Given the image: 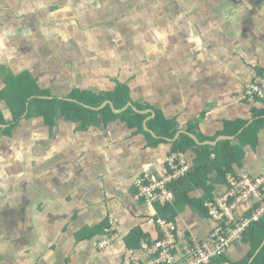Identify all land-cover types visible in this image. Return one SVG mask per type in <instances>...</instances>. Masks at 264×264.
<instances>
[{
	"label": "crops",
	"instance_id": "crops-1",
	"mask_svg": "<svg viewBox=\"0 0 264 264\" xmlns=\"http://www.w3.org/2000/svg\"><path fill=\"white\" fill-rule=\"evenodd\" d=\"M27 74L46 94L27 96L15 126L0 130V264L145 262L141 243L161 236L157 216L197 243L214 226L204 203L225 191L226 175L264 171V100L244 96L264 77V0H0L5 122L16 118L6 90ZM120 86L125 104L103 100L92 108L110 110L85 127L61 105L52 124L42 114L49 103L28 108L35 97ZM157 116L168 128L154 125ZM183 135L193 141L183 151L190 171L199 168L178 184L170 215L137 200L133 183L143 171L163 175ZM235 208L248 210L244 201ZM109 220L117 237L100 247ZM249 250L240 240L210 264L239 262ZM174 251L182 255L180 241Z\"/></svg>",
	"mask_w": 264,
	"mask_h": 264
},
{
	"label": "built area",
	"instance_id": "built-area-1",
	"mask_svg": "<svg viewBox=\"0 0 264 264\" xmlns=\"http://www.w3.org/2000/svg\"><path fill=\"white\" fill-rule=\"evenodd\" d=\"M245 98L253 102L264 100V77H257L244 87ZM190 171V165L183 152H171L166 159V171L157 175L143 171L134 180V196L148 204L170 205L175 201V193L170 185ZM226 189L214 195L204 205L214 226L197 243H190L184 231L176 224L161 216L155 218L161 236L152 243H141L148 255L145 262L134 259L135 264H209L223 255L233 244L240 241L244 232L253 223L264 217V171L257 175L248 173L226 175ZM244 201L248 210L238 216L236 203ZM100 247L109 244L117 237V227L113 220L103 228ZM181 242L182 255L177 256L174 249Z\"/></svg>",
	"mask_w": 264,
	"mask_h": 264
},
{
	"label": "trees",
	"instance_id": "trees-1",
	"mask_svg": "<svg viewBox=\"0 0 264 264\" xmlns=\"http://www.w3.org/2000/svg\"><path fill=\"white\" fill-rule=\"evenodd\" d=\"M13 79H16V77H14ZM18 79L22 80V83H24L23 86H21V85L14 86L11 84V86H9V88L6 90V95L10 94V96H11L10 99L7 97V100H8L7 103L12 108V110L15 114V117H18L20 114H22V112H24V110H25V103L24 102L26 101L27 96H29L33 93L36 95L46 94V91L40 89L39 86L36 84L35 80L31 79V77L28 74L23 75V76L19 77ZM25 84L30 85L31 90L29 89V93L25 91L26 89H28V87ZM114 95H121L122 101L117 103L116 102L117 100L115 99ZM19 96H23V98H22L23 102L21 104L16 103L18 101ZM69 97L74 98V99L77 98L76 100H78V101H80V102H82L88 106H91V107H95V106L99 105L103 100H105L107 98H111L116 103L117 106L121 107L128 100L129 93H128L127 87L120 86L117 88V90H115V93L114 92H106V93H101L99 95H96L90 91L75 90V91H72L71 93H69ZM36 103H44V104L49 103V106H45L42 110V114L46 115L45 119L47 122H49V123L53 122L54 113L56 112L58 106L61 105L62 106L61 112L66 113L67 114L66 117H70V118L75 119V120L81 119V125L83 127H85L88 124L97 122V118H98L97 115L99 113L104 112L106 110H110L108 106H105L104 108H102L100 110H94L91 107L82 106L79 103L74 102V101H66V100L64 101V100H57V99L49 100V99H41L39 97L32 98L29 102L28 108L30 110L33 109L34 108L33 106ZM127 110H130V109H127ZM69 112H72V114H69ZM136 117H143V115L138 114V115H136ZM152 121L155 122L154 125L157 128H160L162 130H165L166 128H168V121L161 119L158 116L156 118L152 119ZM0 123H5V120L3 119V116L1 113H0ZM2 127L3 126H0V130H2ZM256 129H257V127H255V130ZM3 131L9 133L10 127L3 129ZM183 138L187 140L186 143L182 141ZM192 143H193V141L189 136L183 135L181 137L180 141H178L176 143V145L174 147V151L183 152L185 150V148H187V146H189ZM198 168H199V166L196 168V170L193 173L191 171H189L185 176L179 178L178 180H175L170 185V187L172 188V190L175 193V201L170 205L160 206V207L164 208V212L166 214H168V209H170L169 210L170 215L175 214V211L173 209V207H174L173 205L177 204V198H179V194H178L179 190L177 191V186L179 183L186 181L187 177H192L193 174L195 175V173L198 171ZM199 185H200L199 180L195 181L194 184H190V182H189V184L185 186V189L182 192H186L187 190L191 189L192 187L199 186ZM171 206H173V207H171ZM164 218L165 219L168 218V215L164 216ZM166 220H169V219H166ZM169 221H171V220H169ZM241 240H244V242H246L250 245V250H249L247 256L245 258H243L241 261L234 262L231 264H247L248 260L254 255L255 251L258 248L259 249H258L257 253L253 256V258L249 262V264H264V217H262L259 221L250 225L247 228V230L244 232ZM223 255H221L217 258H220ZM217 258H215V259H217ZM215 259H213V260H215Z\"/></svg>",
	"mask_w": 264,
	"mask_h": 264
},
{
	"label": "flooded vegetation",
	"instance_id": "flooded-vegetation-1",
	"mask_svg": "<svg viewBox=\"0 0 264 264\" xmlns=\"http://www.w3.org/2000/svg\"><path fill=\"white\" fill-rule=\"evenodd\" d=\"M64 100H66V101H72L71 99H74V98H69V97H64L63 98ZM28 110V109H27ZM26 110V111H27ZM25 112V111H24ZM24 112L22 113V114H20V115H23L24 114ZM29 112V111H28ZM30 113L31 112H29L28 114L30 115ZM55 114V113H54ZM49 115V114H48ZM15 118V117H14ZM19 117H16L14 120L12 119V120H10L9 122H5V123H0L1 125L0 126H3L4 128L3 129H5V128H8V127H10V129H12L14 126H15V123L20 119H18ZM4 119V118H3ZM45 119V118H44ZM53 119H54V117H53ZM45 121H46V119H45ZM53 122H51L50 124H52ZM49 124V125H50ZM6 125V126H5Z\"/></svg>",
	"mask_w": 264,
	"mask_h": 264
},
{
	"label": "water",
	"instance_id": "water-1",
	"mask_svg": "<svg viewBox=\"0 0 264 264\" xmlns=\"http://www.w3.org/2000/svg\"><path fill=\"white\" fill-rule=\"evenodd\" d=\"M43 97H45V96H43ZM71 100L74 101V102L79 103V104L82 105V106H85V107H91V106H88V105H86V104H84V103H82V102H80V101H78V100H76V99H71ZM102 104H105V102L101 103L99 107H101ZM107 104H108L110 107L113 106L112 101H110V100L107 101ZM130 106L133 107L132 104H130ZM99 107H96V109H98ZM91 108H92V107H91ZM133 109H134V108H133ZM134 110L137 111L136 109H134ZM0 125H1V124H0Z\"/></svg>",
	"mask_w": 264,
	"mask_h": 264
}]
</instances>
